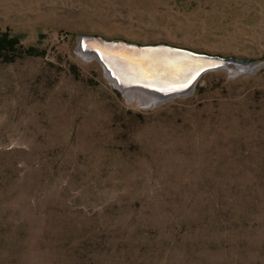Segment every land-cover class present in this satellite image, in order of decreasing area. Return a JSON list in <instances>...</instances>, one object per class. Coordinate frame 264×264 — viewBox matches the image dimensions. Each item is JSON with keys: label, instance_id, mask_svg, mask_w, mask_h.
<instances>
[{"label": "rangeland", "instance_id": "rangeland-1", "mask_svg": "<svg viewBox=\"0 0 264 264\" xmlns=\"http://www.w3.org/2000/svg\"><path fill=\"white\" fill-rule=\"evenodd\" d=\"M0 264H264V0H0ZM81 35L257 60L152 103Z\"/></svg>", "mask_w": 264, "mask_h": 264}, {"label": "water", "instance_id": "water-1", "mask_svg": "<svg viewBox=\"0 0 264 264\" xmlns=\"http://www.w3.org/2000/svg\"><path fill=\"white\" fill-rule=\"evenodd\" d=\"M78 49L99 61L118 90L146 94L156 100L154 103L191 95L209 72L235 67L248 73L261 66L257 60L198 52L168 43L142 44L100 35H81Z\"/></svg>", "mask_w": 264, "mask_h": 264}, {"label": "trees", "instance_id": "trees-1", "mask_svg": "<svg viewBox=\"0 0 264 264\" xmlns=\"http://www.w3.org/2000/svg\"><path fill=\"white\" fill-rule=\"evenodd\" d=\"M0 31H1V29H0ZM7 48L12 50L14 48V43H13V41H10L8 39L7 34H4L0 37V54H2V49H7Z\"/></svg>", "mask_w": 264, "mask_h": 264}, {"label": "bare ground", "instance_id": "bare-ground-1", "mask_svg": "<svg viewBox=\"0 0 264 264\" xmlns=\"http://www.w3.org/2000/svg\"><path fill=\"white\" fill-rule=\"evenodd\" d=\"M130 93H133V94H141V95H143V96H146V97H148V98L151 99V102H152V103H154V102L156 101V100H154L152 97H150V96H148V95H146V94H143V93L137 92V91L126 92L125 94L128 95V94H130ZM153 100H154V101H153Z\"/></svg>", "mask_w": 264, "mask_h": 264}]
</instances>
